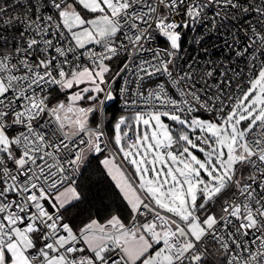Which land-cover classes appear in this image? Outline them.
Instances as JSON below:
<instances>
[{
    "label": "snow or ice",
    "instance_id": "obj_1",
    "mask_svg": "<svg viewBox=\"0 0 264 264\" xmlns=\"http://www.w3.org/2000/svg\"><path fill=\"white\" fill-rule=\"evenodd\" d=\"M0 264H264V0H0Z\"/></svg>",
    "mask_w": 264,
    "mask_h": 264
},
{
    "label": "built area",
    "instance_id": "obj_2",
    "mask_svg": "<svg viewBox=\"0 0 264 264\" xmlns=\"http://www.w3.org/2000/svg\"><path fill=\"white\" fill-rule=\"evenodd\" d=\"M204 32L205 35H207V32L202 30ZM193 35H195V33H193ZM205 47L209 48V50L212 52L213 54V58L215 59H222L223 57L227 56L228 53V49L227 47H225L221 36L219 34H213L211 36H208V39L206 40ZM214 46V47H213ZM188 54L189 55H197L198 54V49L196 45H188ZM120 83L122 84V81H120ZM116 103V106L118 107V109H120L121 111L124 112V103L123 100L118 96L117 99L113 102ZM112 104V103H110ZM108 104V106L110 105Z\"/></svg>",
    "mask_w": 264,
    "mask_h": 264
},
{
    "label": "trees",
    "instance_id": "obj_3",
    "mask_svg": "<svg viewBox=\"0 0 264 264\" xmlns=\"http://www.w3.org/2000/svg\"><path fill=\"white\" fill-rule=\"evenodd\" d=\"M108 112L110 115H113L114 117H118L121 113H123V111L118 109L116 103H112L108 106ZM97 179H99V177L93 175L92 177L93 183L90 185L91 188L90 196L92 197L93 204H98V196H103L109 187L106 180H103L100 183H96ZM105 203H108V201L106 200Z\"/></svg>",
    "mask_w": 264,
    "mask_h": 264
},
{
    "label": "rangeland",
    "instance_id": "obj_4",
    "mask_svg": "<svg viewBox=\"0 0 264 264\" xmlns=\"http://www.w3.org/2000/svg\"><path fill=\"white\" fill-rule=\"evenodd\" d=\"M114 101H115V100H113V101H110V102H108V104H110V103H113ZM121 114H122V113H121ZM121 114H120V115H121Z\"/></svg>",
    "mask_w": 264,
    "mask_h": 264
}]
</instances>
